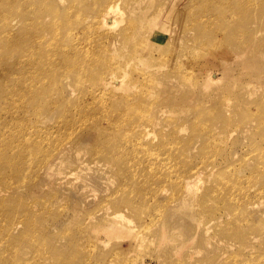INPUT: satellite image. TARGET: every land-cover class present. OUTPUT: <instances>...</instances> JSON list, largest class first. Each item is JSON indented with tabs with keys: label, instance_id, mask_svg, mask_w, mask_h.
<instances>
[{
	"label": "bare ground",
	"instance_id": "bare-ground-1",
	"mask_svg": "<svg viewBox=\"0 0 264 264\" xmlns=\"http://www.w3.org/2000/svg\"><path fill=\"white\" fill-rule=\"evenodd\" d=\"M124 1L93 0L92 4L95 6L86 10L81 5L87 7L88 3L82 0H0V264H73L70 258H63L67 255L61 254L60 248H53L49 236L41 239L39 235L41 228L45 229L44 216L40 215L41 213L38 215L36 207L37 203L41 204V200L34 199L33 195L39 186H49L39 184V171L47 169L52 173L58 164L63 169L64 159L67 161L73 153L80 155L89 152L91 158L97 155V159L88 160L91 165L100 166L102 160L113 167L124 166L123 155L139 154L138 161L143 163L151 158L160 159L157 156L168 154V151L173 149L172 138L165 134L156 136L158 138L153 140L150 127L154 123L143 118L146 112H143V115L130 113L132 106L136 104L133 100L137 98L130 95L115 97L109 94L114 91L129 92V74L133 68L136 69L140 65L137 62L138 53L133 50L136 28H119V22L124 20L121 5ZM182 1L173 0V3L180 6ZM75 6L82 8L81 11L75 10L78 12V18L92 10L95 15L91 20L85 16L77 22H72L68 12L73 11L72 7ZM149 22L154 28L168 35L166 44L173 50V56L160 60V63L149 61L155 70L159 69L158 72L167 70L163 76L165 79L173 80L178 68L189 62L193 67V75L200 72L203 73L201 78L207 83H219L217 74L205 71L214 67L213 65H202L205 67L203 69L196 65L199 58L194 55V61L180 56V49L178 50L170 40L178 41L186 34L169 20L168 12L152 17ZM239 25L240 31L232 32L201 57L213 60L216 66L222 69V75L229 80L233 72L246 70L241 71L238 78L249 76V87H252L250 91L255 94L259 92L258 87H254L256 77L264 74V71L258 73L256 63L257 57L264 53V42H261L264 36V14L255 12L251 17L243 18ZM124 49L129 52L125 56ZM158 72L154 75L158 76ZM68 78L78 87L80 96L75 101L66 95L62 80ZM200 80L199 77L189 80L185 77L179 78L178 89L173 94L158 97V104L164 100L174 103L176 99L181 98L182 112L187 114V118L192 114L189 117L191 142L201 143L196 157H199V163L202 165L197 162L198 165L194 166L193 163L190 173L197 182L206 174L201 169L206 166V160L209 164L214 163L210 158L214 151H220L219 155L223 157L225 165L216 162L210 170L212 175L214 170L231 168L235 162L243 159L242 155L239 156L241 153L235 152L233 148L241 141H250L245 144H251L250 149L241 147L243 155H251L257 161L262 160L264 156V99L262 98L259 104V98L256 99V109L251 110L250 107L255 103L251 100L246 102L247 92L243 89L231 91L232 88L229 87L228 90L219 91L217 98L211 102L208 101L210 89L201 88ZM86 81L97 84L96 91L91 95H105V98L99 100H113L112 107L104 108L98 113L95 108H89L86 103L81 102L86 97ZM158 83L157 80L149 83L150 91L144 92L140 99H146L150 95V98L153 97ZM55 93H59L57 95L60 99L56 103L53 99ZM199 93L202 95L200 98ZM87 96L89 98L90 94ZM195 101L200 103L193 108L184 109L186 103L189 105ZM159 112H162V109H159ZM91 117L93 120H89ZM241 130L247 134L241 133ZM256 136H259L258 141ZM83 138L89 139V143L83 142ZM245 144L243 146H246ZM189 148V143L182 145L184 151ZM114 153L117 156L111 157ZM98 154L104 157L100 160ZM243 165L246 166V163ZM60 167L58 170H61ZM194 181L187 185L188 198H193L196 191ZM229 185V180L222 179L218 186L220 195H213L217 191L215 189H210L208 193L214 199H223L228 208H231L241 193L233 192ZM20 193L30 199L24 200L25 197L22 198ZM257 193L261 195L263 190L260 189ZM245 196L246 199L248 195ZM144 197L142 194L141 201L137 203L130 192L114 187L111 195L104 199V202L114 207L112 211L108 209L104 213L113 225L107 232H100L97 224L94 225L95 240L89 241L92 253L89 257L81 256L82 259L79 256L76 263L107 264L112 255L114 260L115 256H121V249L118 247L110 253L104 249L109 241L112 242L111 237L115 232L124 230L127 232L126 237L134 233V220L126 211L131 212L142 227L131 239L133 250L144 246L153 247V242H156L150 252H156L160 261H165L164 256L171 261L173 245H176V252L182 251L183 246H177L180 243L179 238L171 232V226L166 222V214L162 213L156 220L149 215L152 221L146 223L145 215L149 214L150 208H147L148 203L144 202ZM176 199L179 203H186L185 196L179 195ZM44 209L39 210L41 212ZM205 211L214 213L215 210ZM199 219V216L192 218L201 227ZM252 238L254 239L249 241L246 236L240 234V239L230 248L244 254L255 251L258 240L256 237ZM48 247L52 256H48ZM39 251L42 252L40 255ZM160 261L159 264H162ZM115 264H130V261L117 259Z\"/></svg>",
	"mask_w": 264,
	"mask_h": 264
},
{
	"label": "rangeland",
	"instance_id": "rangeland-1",
	"mask_svg": "<svg viewBox=\"0 0 264 264\" xmlns=\"http://www.w3.org/2000/svg\"><path fill=\"white\" fill-rule=\"evenodd\" d=\"M82 1L88 3L87 7L84 4L81 5L86 10H90L95 6V4H92L93 0ZM121 5L124 11V20L119 22V28L122 29L126 26L136 28L137 32L133 38V50L134 53H138L137 62L140 65L136 69L133 68L129 74V81H127V85L131 87L129 92L114 91L109 94L115 97L130 95L137 98L139 101L137 99L133 100L136 104L132 106L130 113L132 115L137 113L143 115V112H146L143 118L150 123H154L150 127L153 140L156 136L165 134L172 138L173 149L168 151V154L157 156L160 159L151 158L143 163H140L141 160L138 161L139 154L137 156L123 155L124 166L117 165L113 167L108 162L101 160V157H104L102 154H98L101 165L95 167L88 163V160L97 159V155L91 158L89 152L80 155L73 153L74 155L70 154L67 161L64 159L65 166L63 169L58 164L52 173H49L47 169L39 171L41 174L39 184L49 185L46 188H40L39 186L37 192L33 195L34 199L41 200V204L37 203L36 207L38 215L41 213L40 215L44 216L43 226L45 229L41 228L39 233L41 239L49 236L53 248H60L61 254L67 255L63 258L66 260L70 258L73 264H77L79 256L80 259L84 255L89 257L92 253L89 249V241L95 240L96 236L94 225L97 224L96 227L100 232L109 231L113 225L104 213L108 209L112 211L114 207L104 202V199L106 196L111 195L114 187H118L130 192L137 203L141 201L142 194L145 195L144 202H147V208H150L149 214L145 215L146 223L152 221L149 215L156 220L159 216H162V213L163 215L166 214V222L170 224L171 232L179 238L180 243L177 246L178 248L183 246V250L176 252V245H173L171 261L166 256L163 257L165 261H160L156 252H150V249L152 250L156 246V242H153V247L144 246L133 250L130 245L131 239L142 227L134 218V215L126 211V214L134 220L132 223L134 233L130 237H126L127 232L124 230L115 232L111 237L112 242L109 241L104 249L105 252L110 253L116 247L120 248L121 256L117 258L115 256L116 260L126 259L127 262L130 261V264H134V262H137V264H159V261L162 264H223V260H225V264H240L242 262H244L242 264H249V262L250 264H264V156H262V160L257 161L251 155L245 153L243 155L242 149H248V147L250 149L251 144L246 145L245 143H250V141L244 140L243 143L246 146H243L241 137V143L233 146L234 151L240 152L239 156L242 155L241 158H245L244 161L241 160L243 161L241 164V161L238 160L233 167L216 169L212 175L210 170L215 164L222 162L225 165L223 157L219 155L220 151L214 149L217 150L214 151V155L210 154L212 156L210 158L214 160V163L209 164V161L206 160V166L201 168L206 174H203L199 182L194 181L195 179L190 175L193 170L191 165L195 163L194 166H197V162H200L199 157L196 156L201 143L191 142L192 132L189 126V117L192 114L187 118V114L182 112L181 98L176 99L174 103L164 100L161 104H158V97H163L164 94H173L178 89L179 78L183 79L185 77L189 80L199 77L201 88L210 89L208 101L215 100L219 91L223 89L228 90L229 87L232 88L231 91L243 89L247 92L245 94L246 102L253 101L255 105H252L250 109L255 110L256 99L259 98L258 104L262 101V98L264 99V74H259L256 77V86L254 87H258L259 92L253 94L250 91L252 87H249L250 77L241 76V79L238 78L240 72L246 70L233 72L232 78L229 80L225 75H222V69L216 66L213 60H205L201 56L209 53V49L219 41L224 40L226 36L229 37L232 32L240 31L239 27L241 25L239 24L243 22V18L251 17L255 12L264 14V0H183L180 6L174 4L173 0H128V2L125 0ZM72 8L73 11L68 12L69 20L72 22H77L85 16L91 20L95 15L94 10H92L78 18L76 15L78 12H75V10L81 11L82 8L79 6ZM162 12H168L169 20L176 25L177 29L186 34L178 41L170 40L178 50L180 49V56L183 59L194 61L192 59V55H194V57L199 58L197 61L199 63L196 65L203 69L205 67L202 65L210 67L213 65L214 67L211 68L206 67L205 71L217 74L218 84L207 83L201 78L203 73L198 72V75H193L191 72L193 67L189 65V62L178 68V72L172 78L173 80L163 77L167 71L166 69L158 72L159 69L155 70L156 68L149 63V61L160 63V60L173 56V50L166 44L169 40L168 35L158 28H154V25L149 22V19L158 16ZM255 27L257 28V26ZM262 41L264 42V36H262ZM128 53V49H124V56ZM256 63L258 73L264 71V53L257 57ZM156 72H158V76L154 75ZM156 80L159 82L156 86V96L153 95L150 98V95L146 99H140L144 92L150 91L149 86ZM62 81L66 88L67 97L73 101L79 98L78 87L69 78ZM149 83L151 84L149 85ZM96 86L97 84L86 81L84 85L86 97L81 102L86 103L85 105L89 108H95L99 113L104 108L112 107L114 102L109 99L100 101L99 99L105 98V95H91L92 92L96 91ZM57 94L59 93H55L53 98L55 103L60 100ZM89 94L90 96L87 98ZM200 97H202L201 93L198 94V98ZM197 103H200V101L192 102L189 104L190 107L186 103L184 109L193 108ZM159 109H162V112H159ZM54 115L52 114V116ZM89 120H93V118L91 117ZM241 133H244V130H241ZM256 139L258 141L259 136H256ZM82 141L89 143L87 138H83ZM185 143H189V150L184 151L182 149V145ZM229 146L232 147V145ZM234 151L232 150V152ZM116 156L117 154L114 153L111 157ZM243 163H246V166ZM199 165H202V163H199ZM59 167L61 170H58ZM208 174L211 175L208 176ZM222 179L229 180V189L233 192L241 193L237 202L231 208H228L223 199H214L208 193L210 189H215L217 191L213 195L216 194V197H218V193L220 195L218 186ZM190 181H194L196 184L193 198L186 196L187 185ZM260 189L263 190V194L258 195L257 192ZM20 194L23 198L24 194ZM246 194L248 196L245 199ZM179 195L181 197L185 196V204L177 201L176 197ZM24 197L26 201L30 199ZM184 205L186 207H183ZM40 208L45 209L40 212ZM206 209L215 211L214 213H206ZM198 216L200 217L199 221L202 223L201 227L198 226V222L192 220L193 217L198 218ZM237 233L239 235H235ZM240 234L246 236L249 241L254 239L252 237L257 238L255 251L252 250L244 254L238 252L237 249L230 248L233 243L240 239ZM193 238L195 240L192 241ZM47 251L48 256H52L49 247ZM41 253L39 251L38 254ZM112 256L114 257V255ZM113 257L110 260L108 259L107 264H115L116 260ZM39 258L40 256H38Z\"/></svg>",
	"mask_w": 264,
	"mask_h": 264
}]
</instances>
